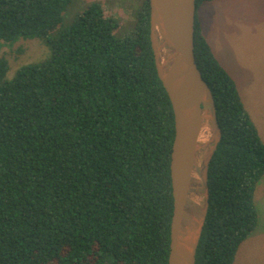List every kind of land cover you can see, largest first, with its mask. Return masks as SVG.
<instances>
[{
	"label": "trees",
	"instance_id": "16d2710c",
	"mask_svg": "<svg viewBox=\"0 0 264 264\" xmlns=\"http://www.w3.org/2000/svg\"><path fill=\"white\" fill-rule=\"evenodd\" d=\"M213 1L196 0V11ZM72 2L0 0V41L40 38L50 50L16 68L0 57V264H167L174 122L149 2L125 38L100 3L64 25ZM24 48L8 52L12 62ZM194 56L221 130L195 264H234L258 223L264 142L197 15Z\"/></svg>",
	"mask_w": 264,
	"mask_h": 264
},
{
	"label": "water",
	"instance_id": "95a60500",
	"mask_svg": "<svg viewBox=\"0 0 264 264\" xmlns=\"http://www.w3.org/2000/svg\"><path fill=\"white\" fill-rule=\"evenodd\" d=\"M157 77L173 112V201L167 264H195L209 208V166L221 139L216 105L194 56L196 0H148ZM198 136L206 137L199 141Z\"/></svg>",
	"mask_w": 264,
	"mask_h": 264
},
{
	"label": "rangeland",
	"instance_id": "374dc122",
	"mask_svg": "<svg viewBox=\"0 0 264 264\" xmlns=\"http://www.w3.org/2000/svg\"><path fill=\"white\" fill-rule=\"evenodd\" d=\"M93 3L104 4L106 13L113 18L116 14V36L132 35L139 0H73L62 15L63 24L70 25L77 13ZM196 15L204 38L219 63L234 79L264 142V0L213 1L202 4ZM21 46L25 47V53L19 61L12 62L8 52ZM49 55L44 39L24 40L13 47L0 41V57L10 59L13 68L21 62H38ZM11 78L7 75L5 79ZM254 203L258 223L240 245L234 264H264V177L256 188Z\"/></svg>",
	"mask_w": 264,
	"mask_h": 264
},
{
	"label": "bare ground",
	"instance_id": "6f19581e",
	"mask_svg": "<svg viewBox=\"0 0 264 264\" xmlns=\"http://www.w3.org/2000/svg\"><path fill=\"white\" fill-rule=\"evenodd\" d=\"M198 140L199 141H205L206 140V137H204V136H198Z\"/></svg>",
	"mask_w": 264,
	"mask_h": 264
}]
</instances>
